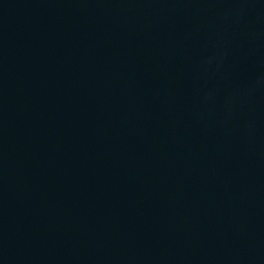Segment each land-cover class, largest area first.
Returning <instances> with one entry per match:
<instances>
[{"label":"water","instance_id":"95a60500","mask_svg":"<svg viewBox=\"0 0 264 264\" xmlns=\"http://www.w3.org/2000/svg\"><path fill=\"white\" fill-rule=\"evenodd\" d=\"M0 264H264V0H0Z\"/></svg>","mask_w":264,"mask_h":264}]
</instances>
